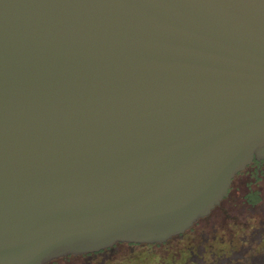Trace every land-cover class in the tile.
I'll use <instances>...</instances> for the list:
<instances>
[{"label":"water","instance_id":"95a60500","mask_svg":"<svg viewBox=\"0 0 264 264\" xmlns=\"http://www.w3.org/2000/svg\"><path fill=\"white\" fill-rule=\"evenodd\" d=\"M264 160V0H0V264L164 242Z\"/></svg>","mask_w":264,"mask_h":264},{"label":"rangeland","instance_id":"374dc122","mask_svg":"<svg viewBox=\"0 0 264 264\" xmlns=\"http://www.w3.org/2000/svg\"><path fill=\"white\" fill-rule=\"evenodd\" d=\"M189 246L197 253L180 251ZM49 264H264V161L238 172L229 194L187 231L164 242H116Z\"/></svg>","mask_w":264,"mask_h":264},{"label":"flooded vegetation","instance_id":"af4514ba","mask_svg":"<svg viewBox=\"0 0 264 264\" xmlns=\"http://www.w3.org/2000/svg\"><path fill=\"white\" fill-rule=\"evenodd\" d=\"M262 161H264V160H257V159H254V160H252L248 165H250V164L253 163V162H258V163H260V162H262ZM248 165H247V166H248ZM247 166H246V167H247ZM228 194H229V192H228ZM224 198H225V197H224ZM196 222H197V221H195V222L193 223V225H194ZM193 225H192V226H193ZM192 226H191V227H192ZM191 227H190V228H191ZM188 229H189V228H188ZM185 231H186V230H185ZM185 231H184V232H185ZM182 233H183V232H182ZM182 233H179V234H182ZM179 234H176V235L172 236V237L169 238V239H172L173 237H176V236H178ZM167 240H168V239H167ZM106 248H107V247H106ZM106 248H103V249H106ZM103 249H100V250H97V251H93V252H98V251H101V250H103ZM89 253H92V252H86V253H81V254H67V255H71V256L74 258V257H77V256H81V255L89 254ZM67 255H64V256H67ZM60 257H62V256H60ZM57 258H59V257H57ZM54 259H56V258H54ZM51 260H53V259H51ZM51 260H50V261H51ZM50 261H48V262L45 263V264H49Z\"/></svg>","mask_w":264,"mask_h":264},{"label":"trees","instance_id":"16d2710c","mask_svg":"<svg viewBox=\"0 0 264 264\" xmlns=\"http://www.w3.org/2000/svg\"><path fill=\"white\" fill-rule=\"evenodd\" d=\"M190 229V228H189ZM188 230V229H187ZM186 230V231H187ZM180 235V234H179ZM156 243H158V242H156ZM196 248H194V247H192V246H189V247H187V248H185L184 250L183 249H181V251H180V254H181V252L184 254V252L185 253H187V254H189V255H193V254H195V253H197V250H195Z\"/></svg>","mask_w":264,"mask_h":264}]
</instances>
